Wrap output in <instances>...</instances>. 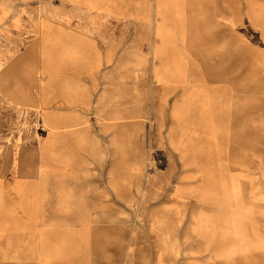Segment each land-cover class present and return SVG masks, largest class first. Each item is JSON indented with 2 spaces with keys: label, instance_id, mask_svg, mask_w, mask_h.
Masks as SVG:
<instances>
[{
  "label": "rangeland",
  "instance_id": "374dc122",
  "mask_svg": "<svg viewBox=\"0 0 264 264\" xmlns=\"http://www.w3.org/2000/svg\"><path fill=\"white\" fill-rule=\"evenodd\" d=\"M201 1L0 0V264H264V0Z\"/></svg>",
  "mask_w": 264,
  "mask_h": 264
},
{
  "label": "crops",
  "instance_id": "0c3cea01",
  "mask_svg": "<svg viewBox=\"0 0 264 264\" xmlns=\"http://www.w3.org/2000/svg\"><path fill=\"white\" fill-rule=\"evenodd\" d=\"M194 1H199V2H202L201 0H194ZM188 3H189V5H190V7H191V0H188ZM211 15H212V13H211ZM216 21V26L217 25H219V23H221V22H219V21H217V20H215ZM215 26V27H216ZM211 28H212V24H211ZM158 42H159V45H164V43H165V41L163 40V37L162 36H160V39L158 40ZM173 44V43H172ZM172 51V52H171ZM161 52H163V51H161ZM170 52H171V60L173 61V60H175V50H170ZM178 53H179V51H178ZM190 53V52H189ZM236 56H237V54H235ZM190 56H191V53H190ZM191 58V57H190ZM163 70V69H162Z\"/></svg>",
  "mask_w": 264,
  "mask_h": 264
},
{
  "label": "bare ground",
  "instance_id": "6f19581e",
  "mask_svg": "<svg viewBox=\"0 0 264 264\" xmlns=\"http://www.w3.org/2000/svg\"><path fill=\"white\" fill-rule=\"evenodd\" d=\"M49 38H50V37H49ZM50 40H51V39H50ZM237 236H238V233L235 232V236H234V237L237 238ZM232 237H233V236H232ZM225 238H227V237H225ZM225 238H224V239H225ZM232 244H235V242H232ZM236 244H237V243H236ZM226 251H227V250H226ZM224 252H225V251H224ZM222 253H223V252H222ZM222 253H221L220 255H223ZM165 256H166V255H165ZM162 260H163V259H162ZM162 262H163V261H162ZM167 263H168V262H167ZM115 264H116V263H115ZM222 264H224V263H222Z\"/></svg>",
  "mask_w": 264,
  "mask_h": 264
}]
</instances>
